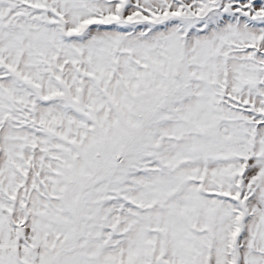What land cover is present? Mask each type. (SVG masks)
Instances as JSON below:
<instances>
[{
    "label": "snow or ice",
    "instance_id": "1",
    "mask_svg": "<svg viewBox=\"0 0 264 264\" xmlns=\"http://www.w3.org/2000/svg\"><path fill=\"white\" fill-rule=\"evenodd\" d=\"M0 264H264V0H0Z\"/></svg>",
    "mask_w": 264,
    "mask_h": 264
}]
</instances>
